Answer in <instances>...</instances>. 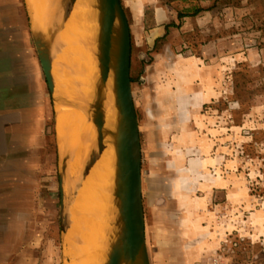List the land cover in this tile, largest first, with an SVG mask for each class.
<instances>
[{"label": "rangeland", "instance_id": "1", "mask_svg": "<svg viewBox=\"0 0 264 264\" xmlns=\"http://www.w3.org/2000/svg\"><path fill=\"white\" fill-rule=\"evenodd\" d=\"M22 1L4 0L5 77L21 85L22 103L27 101L26 105L32 102L36 82L39 107L43 98L51 104L53 99L46 89L47 83L37 51L33 49L30 52L22 48L20 40L12 39L10 36L14 30L21 29L17 16L22 15L25 19L26 12ZM161 2L174 7L180 15L196 17L204 12L211 15L208 22L198 26L195 32L182 34L184 37L182 41L188 45L202 44L210 40L217 42L215 49L219 63L221 60L226 61L217 81L222 96L218 101L205 105L201 113L207 117L210 113H214L218 121L216 127H220L225 122L231 126H241L242 129L239 131L232 129L226 133L219 130L218 133L221 134H217L216 139L218 141L225 139L219 143L229 149L230 160L232 156L234 158L239 156L242 164L240 174L244 177L246 188L263 206L264 154L255 145L261 142L262 136L256 135L254 142H251V138L252 129L257 127L259 120V117L256 118L259 116L256 111L264 102V7L259 0H161ZM124 9L131 29V14L125 7ZM10 19H14L15 24H11ZM27 27L29 28L28 22ZM220 37L224 38L222 44H218ZM66 42L67 37L61 40L60 60L68 49ZM155 51L138 46L131 33V80H133V97L139 119L142 170L147 184L148 180H153L155 189L154 208L147 207L146 212L144 209L147 247L151 264H189L181 255V248L178 245L179 218L175 220V217L181 215V198H185L181 194L173 196L171 189L179 183V176L187 173L184 167L187 168L190 154L183 146L178 148L181 143L172 124V117L176 115L170 111L172 101L166 102L167 107L170 106L167 111L153 100L150 91L144 87L143 78L146 76L147 66L155 63L152 56ZM220 51L223 53L222 56L219 55ZM176 52L185 54L188 49L184 48ZM33 57L36 61L35 69L32 64ZM13 66L17 67L16 70ZM59 73L61 72H57L58 80ZM39 83L43 85L45 93L41 91ZM25 91L29 98L25 97ZM49 107L47 106L48 113H20V116L15 117V121L19 120L20 124L15 127L14 141L11 133V149L6 150L3 158L0 159V189L5 193V234L15 233V251L12 258L14 264L70 262L66 247L68 249L69 237L71 235L74 237L73 234L76 232V220L79 218L76 217V207L79 198L89 184L83 183L78 191L80 193L75 195L69 189V179H67L64 191L66 208L70 213L66 209L62 222L55 111L54 107L51 109ZM164 115H167L165 117L168 118L166 119L168 123L162 127L160 119L165 118ZM62 122L63 120L57 128L58 137ZM244 126L246 127L243 128ZM63 129L62 126L59 143L63 139ZM206 135H208L207 130L199 133L200 137L206 138ZM250 158H254V161ZM175 162H181L184 167L180 165L176 167ZM97 172L92 177L95 183L94 198L99 196L96 186ZM211 172L215 174L213 169ZM13 192L14 199L9 196ZM85 204L81 214L86 212ZM12 224L15 228L9 230ZM67 225L68 233L64 247L63 237ZM70 229L72 231H69ZM216 252L223 255L225 264H264V233L261 232L253 238L230 236L208 256Z\"/></svg>", "mask_w": 264, "mask_h": 264}, {"label": "crops", "instance_id": "2", "mask_svg": "<svg viewBox=\"0 0 264 264\" xmlns=\"http://www.w3.org/2000/svg\"><path fill=\"white\" fill-rule=\"evenodd\" d=\"M52 1L57 4L54 12L51 14L47 12V16L43 15L42 12L40 13V9L37 8V1H22L26 12L25 19L22 15L17 16L21 29L14 30L10 35L12 39L20 40L22 48L30 52L33 49L36 51L33 35L36 31L49 29V23L60 6V0ZM120 1L131 14V33L136 44L147 48V50H156L152 54L155 63L147 66L146 76L143 78L144 87L150 91L153 100L164 109H170L166 102L172 101V110L170 111L176 114L172 117V124H174L173 128L176 129L182 144H179L180 147L178 146V148L183 146V148L188 149L190 154L187 168L181 162H178L179 164L175 162L176 167L183 166L187 173H182L181 177L179 176V183L175 184L174 187L172 186L171 193L173 196L181 194L185 199L187 198V200L181 198V215L175 217V220L179 218L178 245L181 248L182 258L184 257L186 262L198 264L204 257L227 241L230 236H250L253 238L261 232L264 233V205L262 206L246 188L245 181H243L244 177L240 174L242 164H240L239 156L237 158L232 156V160H230L228 158L229 149L219 143L225 139L222 141L216 139L217 134H221V132L218 133L219 130L228 133L232 129L241 130V126L235 127L225 122L220 127H216L218 121L214 117V113H210L208 117L201 113L205 105L218 101L222 96L219 93L217 81L226 61L221 60L219 63L215 49L217 42L213 40L205 41L202 44L189 43V45L182 41V34L195 32L198 26L208 22L211 15L207 12L196 17L185 16L181 18L180 13L174 7L164 4L161 0ZM0 11V159L3 158L6 150L11 149V133L14 141L15 127L20 124L19 120L15 121V117L20 116V113H48L47 106H50V109L54 107L56 144L61 155L57 131L58 96L52 95L47 85L45 88L52 96L53 103H47V100L43 98L38 107L36 82L34 81L35 94L32 95V102L26 105L27 101L22 103L21 85L5 77L4 0H0ZM42 21L43 24H41ZM10 23L15 24V20L10 19ZM38 26L39 29H37ZM76 28L67 36V47L72 42L71 37H74L73 33ZM62 38L63 35H60L55 43L58 49L56 59L54 60L52 57L58 89L59 80L56 70L61 61L60 45ZM223 39L220 37L218 44H222ZM184 48L188 49V52L177 54L176 51H182ZM219 55H223L222 51ZM32 64L35 69L34 57ZM225 67L227 68V66ZM16 68L13 66L14 70ZM38 85L41 91L45 93L43 85L41 83ZM25 94V97H28L27 91ZM256 112L259 114L256 118L259 117V120L257 127L252 129L251 142H254V137L260 134L262 140L255 145L264 154V102ZM166 119L168 118L160 119L162 127L168 123ZM204 130L208 131L206 138L199 136L200 131L204 132ZM12 147L14 149V145ZM250 160L254 161V158H250ZM211 169L215 171V174H212ZM184 175L188 177H183ZM142 178L143 201L146 212L147 207L154 208L155 189L153 180H148L149 183L147 184V180L144 178V170H142ZM9 196L14 199L15 193L13 192ZM4 198V190L0 189V264H14L12 258L15 251V233L5 234ZM14 208L15 203L13 201V211ZM14 228V224L9 226V230H14Z\"/></svg>", "mask_w": 264, "mask_h": 264}, {"label": "bare ground", "instance_id": "3", "mask_svg": "<svg viewBox=\"0 0 264 264\" xmlns=\"http://www.w3.org/2000/svg\"><path fill=\"white\" fill-rule=\"evenodd\" d=\"M35 1H37V8L40 9V13L42 12L43 15H46L47 12L48 14L53 13L57 4L52 0ZM61 2L62 0H60L59 5ZM54 20L55 15L49 23V28L53 25ZM41 24H43V21ZM75 27L77 28L73 33L74 37L70 38L72 42L61 58L59 71L56 70L61 72V74L59 73V89L54 71V62L53 75L56 94L59 97L65 96L66 98L63 101L58 100L57 103L58 128L61 120H63L59 137L62 126L64 127L60 150L67 159L63 184L65 185L67 179H69V189L75 195L80 193L78 191L84 185L83 183L89 184L82 191L79 204L76 207V217L79 218L76 220L77 227L75 226L74 237H71L72 235L69 237L68 249L66 247L68 225L66 226L63 242L64 247H66L67 258L70 260L68 264H106L109 253L120 234L119 200L116 197L117 153L113 135L116 131L118 113L115 106L112 78L109 79L106 86L101 88L105 114V150L96 156L95 162L88 173L83 174L89 155L97 145V131L93 123L94 113L90 110V104L94 100L100 72L98 59V0H77L63 22L57 38L65 31L62 39L66 38ZM37 29H39V26ZM55 43L51 50V56L54 60L58 54ZM96 171H98L96 173L98 198H94L93 195L95 183L92 177ZM84 204L86 212L81 214ZM68 212L70 213V211ZM73 215L75 216V214Z\"/></svg>", "mask_w": 264, "mask_h": 264}, {"label": "water", "instance_id": "4", "mask_svg": "<svg viewBox=\"0 0 264 264\" xmlns=\"http://www.w3.org/2000/svg\"><path fill=\"white\" fill-rule=\"evenodd\" d=\"M77 0H62L55 14L53 25L46 31H36L34 44L48 88L56 94L53 75L52 47L63 22ZM99 12V77L90 104L93 123L97 131V145L85 164L86 175L96 156L105 150V114L101 88L113 81L115 106L118 113L114 132L117 153V187L119 200L120 234L112 247L106 264H151L147 240L143 205L142 147L139 119L135 109L131 80V29L126 11L120 0H98ZM58 96V95H57ZM59 100H66L65 96ZM67 159L59 154V176L61 194V220L66 212L64 172Z\"/></svg>", "mask_w": 264, "mask_h": 264}, {"label": "built area", "instance_id": "5", "mask_svg": "<svg viewBox=\"0 0 264 264\" xmlns=\"http://www.w3.org/2000/svg\"><path fill=\"white\" fill-rule=\"evenodd\" d=\"M198 264H225L222 254L217 252L213 255L204 257Z\"/></svg>", "mask_w": 264, "mask_h": 264}, {"label": "trees", "instance_id": "6", "mask_svg": "<svg viewBox=\"0 0 264 264\" xmlns=\"http://www.w3.org/2000/svg\"><path fill=\"white\" fill-rule=\"evenodd\" d=\"M260 1V3H261V5H262V7H264V0H259ZM263 3V4H262ZM263 13V12H262ZM185 16H187V15H180V17H185ZM132 82H133V80H132Z\"/></svg>", "mask_w": 264, "mask_h": 264}]
</instances>
